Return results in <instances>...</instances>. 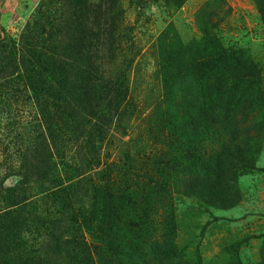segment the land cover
Masks as SVG:
<instances>
[{
    "label": "rangeland",
    "instance_id": "obj_1",
    "mask_svg": "<svg viewBox=\"0 0 264 264\" xmlns=\"http://www.w3.org/2000/svg\"><path fill=\"white\" fill-rule=\"evenodd\" d=\"M88 3L85 23L60 0H0L9 56L47 82L81 44L125 95L72 83L55 109L0 80V225L15 235L0 264H264V0ZM47 113L51 172L27 187Z\"/></svg>",
    "mask_w": 264,
    "mask_h": 264
},
{
    "label": "trees",
    "instance_id": "obj_2",
    "mask_svg": "<svg viewBox=\"0 0 264 264\" xmlns=\"http://www.w3.org/2000/svg\"><path fill=\"white\" fill-rule=\"evenodd\" d=\"M61 2L70 3L74 9L72 14L82 22L86 23V18H88L90 15L94 13V11L89 9V3L88 0H60ZM109 3L112 4L113 0H109ZM81 18H85V20H82ZM64 23L63 21H59V24L57 25V31L60 32L61 36H67V33L72 35L77 31L76 23L68 20ZM105 24V23H103ZM96 30L98 26H95ZM103 27V26H102ZM81 33V32H78ZM85 38L82 40V44L84 43ZM6 37H1L0 35V48L1 45L5 44ZM77 46H82L78 43H71L68 44L67 47H65V51H67V57L65 59L64 65L65 66H58L57 68L53 70H49V80L46 82V80L41 79L39 74L43 71H48V69H41V71H38L36 69L37 62L32 63V60L25 64L23 60L18 62L16 58L15 52L11 50L10 56L7 54V50L4 51L3 49H0V80L7 79L10 77H18L19 79H24V83L26 84V89L30 90L31 95L36 99V101L44 102L45 104H50L56 109V105H61L65 103L69 98L70 93L73 95L75 92V95L81 96V97H87L90 94L96 95V99L99 101L100 96H98V93H102V95H105L106 97L110 98L109 100H119L120 98L124 100L125 95L120 92L119 78L111 85L109 86L107 83H104L106 77L105 74L100 73L99 66H87L85 65L88 63L87 60V52L84 51V53H81L80 51H75V48ZM29 61V60H28ZM10 68V70H7ZM75 88V91L73 92V86ZM11 84H14V82H11ZM57 85V87H56ZM100 90H92L90 88L96 87ZM42 96H46L47 99H43ZM91 100L88 99L87 103H90ZM41 123H43L44 129L47 132H39L38 137L40 136V152L38 154L37 151L33 152L32 155H37V167L39 168L38 173H26L22 177L21 180L24 185L27 187L30 186L32 183H41V179H46L45 177L50 174L51 169L49 164L47 163L48 158L51 157L49 154V148H50V142L54 138L53 136H56V117L55 115L48 114L43 115L41 114ZM31 142L32 146L36 142ZM37 145L35 144V147ZM34 147V148H35ZM33 148V149H34ZM32 155H28V157H33ZM27 157H25L26 159ZM40 161V162H39ZM39 162V163H38ZM39 165H44L40 168ZM56 166H53V173L55 171ZM28 170V169H27ZM53 180L46 181L44 185H41V187L45 188L44 192L48 194H56V190H51V188H48V186L53 184ZM28 189L30 191L31 188H26L25 191ZM6 194L8 192L6 191ZM11 222L9 220H4L2 222V225H0V245L4 246L8 244L11 238L13 236H9V233L12 231L10 228Z\"/></svg>",
    "mask_w": 264,
    "mask_h": 264
}]
</instances>
